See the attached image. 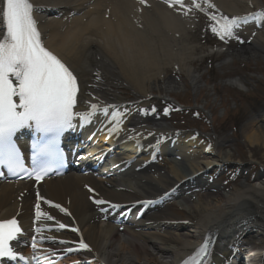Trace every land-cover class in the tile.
<instances>
[{"label":"bare ground","instance_id":"1","mask_svg":"<svg viewBox=\"0 0 264 264\" xmlns=\"http://www.w3.org/2000/svg\"><path fill=\"white\" fill-rule=\"evenodd\" d=\"M31 2L39 9L34 11V18L43 43L77 77L78 110L90 111V105L96 103L100 108L114 106L110 113L127 108L130 115L111 135L110 115L107 119L103 114L91 119L100 131L89 141L93 160L81 166L88 174L75 169L36 188L25 182L0 183V221H20L25 233L23 241L30 243L22 249L36 256H50L51 260L73 248L75 251L68 252L70 255L60 264H179L213 233L217 237L214 254L219 259L222 256V264H229L231 259V263L244 264L242 258L248 254L250 262H257L260 256L253 253L264 252L261 240L255 244L264 236V180L260 181L259 176L246 178L241 172L245 176L241 183L234 178L221 186L207 183L202 172L226 169L232 161V154L218 155L228 139L220 137L211 142L194 134H172L164 126L163 117L151 109L161 101L153 94L160 97L169 93L172 97L170 89H179L170 78L182 82L187 79L190 86L198 87L201 76L197 68L202 66L204 56L195 35L200 12L229 18L248 16V23L239 31L249 46L238 47L230 54L250 58L255 51L264 52L260 1L182 0L183 7L175 0H146L144 4L139 0ZM209 4L214 7L209 8ZM3 25L0 18V38ZM208 25L203 21L200 27ZM96 73L100 74L99 80ZM230 84L246 87L242 79ZM137 109H147L148 113ZM256 119L262 123L256 125ZM241 138L252 151L264 147V110L244 123ZM161 155L168 169L163 173L162 167L153 163ZM101 160L104 163L96 168ZM223 189L226 192L221 193ZM189 192L202 202L193 206ZM37 193L42 197L41 211L54 219L42 218L32 225ZM175 195L184 196L168 206L172 211H183L186 223H179L168 209L140 218L159 200L165 202ZM96 200L109 203L100 205ZM149 200L156 203L143 204ZM45 201L59 204L66 213ZM110 204L120 209L116 212L118 208ZM59 223L67 227L57 231ZM36 227L42 231L35 233ZM33 236L37 241L35 252L31 247ZM81 239L89 250L79 249Z\"/></svg>","mask_w":264,"mask_h":264},{"label":"snow or ice","instance_id":"2","mask_svg":"<svg viewBox=\"0 0 264 264\" xmlns=\"http://www.w3.org/2000/svg\"><path fill=\"white\" fill-rule=\"evenodd\" d=\"M0 18L6 26V34L0 39V164L6 165L10 171L20 169L27 172L21 159L20 150L14 141V136L24 128H34L36 132L50 134L47 143L42 147L33 145L36 149L33 159L43 155L49 159L62 158V153L57 147V141L61 133L76 126H82L85 120L89 122L93 117L103 114L107 119L111 116L112 126L108 129L111 135L118 131L123 118L130 115V110L111 111L112 105L100 108L92 103L90 111L77 112L78 83L77 77L65 62L50 51L42 42V34L38 30V21L34 18V11L39 10L31 0H0ZM144 4L146 0H139ZM181 4L182 0H175ZM171 6V3L170 5ZM199 8L200 5L196 4ZM214 5L209 4V8ZM214 23L208 25L211 34L219 40L228 42L230 39H239L237 33L248 23L249 17H231L221 15L209 17ZM242 42V41H241ZM97 79L100 74L96 73ZM157 109L153 107L152 113ZM169 111L164 109L165 114ZM137 112L148 113L147 109H137ZM74 119L79 124H74ZM159 143V141L157 142ZM49 171V166L33 168L30 176L34 175L37 181L41 180ZM89 191H94L89 189ZM168 196V193L164 194ZM42 199L37 193L36 220L42 218L53 220L54 217L41 211L39 201ZM50 206L66 213V209L59 204L53 205L51 201H45ZM95 203L103 205L109 203L105 200H96ZM155 201H144L143 204L150 206ZM112 208L119 205L110 204ZM104 211V209H101ZM63 223L57 224L56 230L65 229ZM50 230V229H49ZM41 228H34L35 233H40ZM71 231L79 232L78 228ZM23 235L15 218L0 222V260L9 262L24 261V256L12 244L15 241L21 244L20 237ZM50 239V238H49ZM67 243V241H59ZM24 244L27 242L24 241ZM55 243V241H53ZM212 241L206 239L195 251V255L185 260L183 264H213L211 259L213 250L210 248ZM37 241L35 236L31 238V247L36 251ZM79 249L89 250V245L83 239L79 241ZM67 252L75 251L73 248Z\"/></svg>","mask_w":264,"mask_h":264},{"label":"rangeland","instance_id":"3","mask_svg":"<svg viewBox=\"0 0 264 264\" xmlns=\"http://www.w3.org/2000/svg\"><path fill=\"white\" fill-rule=\"evenodd\" d=\"M261 1L264 4V0ZM200 39L201 51L205 52V58H203L205 61L203 62L202 60V66L197 68L198 74L201 76L198 87L193 88L190 86L185 76L183 82L170 78V81H173L174 84L179 86V89H177L176 86L172 87L170 89V95L179 99L184 103L185 107L188 106V108H190V112L184 113L183 111L180 112V114L173 115L174 121L177 123L173 121L170 125H176V127L181 128L184 127L187 133H193L192 130L188 128L194 129L196 127L200 129L201 132L211 136L213 141L220 137L228 139L227 144L222 147L218 155L220 154L219 156L223 157V154H232L231 164L233 169L228 174H226V171L218 172L217 174L213 173V182L217 177L225 176L226 179H228L230 176H237V183H241L243 178L241 179L239 174L240 170L245 171L246 178L259 176L258 179L263 181L264 147L258 146V148L252 151L245 145L241 138V127L251 118L257 117L261 110H264V52L258 50L254 52L255 56L253 57L238 58L228 54L232 48L227 46L229 43H237V39L228 42H219L211 32L203 36L202 33H200ZM197 41H199L198 38ZM214 45H226L227 47L224 48L228 52L226 54H208V49L210 47H215ZM242 46L248 47L246 44ZM198 64L199 63L196 62V66ZM208 65H210V67ZM234 79H242L246 87L237 88L231 85L230 81ZM125 91L131 95L130 90L126 89ZM168 94L169 93L163 95ZM154 95L157 96V94ZM163 95L161 98H167ZM261 123L260 120L256 119V125ZM169 158H172V156ZM160 167L163 169L161 173L167 170L166 166L163 167L160 164ZM211 181L212 180L209 179V182ZM235 187H237V185ZM224 192H226V190H221V193ZM192 194L190 195L192 200L190 202L193 206L202 202L199 201L198 197ZM182 197L183 196H177L171 198L167 202H164L162 206L150 212V214L168 209V214L177 219L179 223H186L187 219L183 211H179V208L174 209L177 211H172V209L167 206L171 202L174 203L181 200ZM213 199H215V197H213ZM175 207H177V205H175ZM259 243L260 239L257 238L255 244L258 245ZM244 259L247 260L245 257Z\"/></svg>","mask_w":264,"mask_h":264}]
</instances>
